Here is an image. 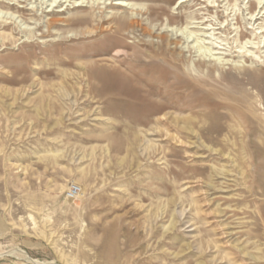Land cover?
<instances>
[{
  "label": "rangeland",
  "instance_id": "374dc122",
  "mask_svg": "<svg viewBox=\"0 0 264 264\" xmlns=\"http://www.w3.org/2000/svg\"><path fill=\"white\" fill-rule=\"evenodd\" d=\"M82 1L0 0V264H264L262 4Z\"/></svg>",
  "mask_w": 264,
  "mask_h": 264
},
{
  "label": "bare ground",
  "instance_id": "6f19581e",
  "mask_svg": "<svg viewBox=\"0 0 264 264\" xmlns=\"http://www.w3.org/2000/svg\"><path fill=\"white\" fill-rule=\"evenodd\" d=\"M82 0H80V2H79V0H73V2H71V0H43V2H39L40 3V6L39 7H41V5L42 4H46V2H49V3H47V5L45 6V8H47V7H51V8H53V7H59V8H57L55 11L54 10H52L51 8V12H56L57 14L59 13V12H62V11H64V10H66L67 8L65 7L64 9H63V4H66V3H69V4H71V7L72 8H82L83 7V1L81 2ZM37 2V1H36ZM180 3H182V2H184V0H180L179 1ZM88 3V2H87ZM99 4V3H98ZM260 4H262V6H261V9H262V13H264V0H259L258 1V5H260ZM118 6V7H121V8H124L125 10H126V7H129V4H127L124 0H117V2H115V6ZM67 6H68V4H67ZM211 6V4L210 5H206V7H210ZM214 5H212V7H213ZM91 7H93V4H92V6ZM91 7H90V9H91ZM33 8V7H32ZM28 9V8H27ZM41 9V8H40ZM129 9H131V10H135V8L133 7V6H130L129 7ZM128 9V10H129ZM31 10V9H30ZM34 10V9H33ZM43 10V9H42ZM45 10V9H44ZM68 10H70V9H68ZM36 12L38 11L37 9L35 10ZM42 12H50V10L49 9H46L45 11H42ZM150 12V10H146V11H142L141 9L139 10V9H136L135 10V14H140V13H142V14H147V13H149ZM259 13H260V11H259ZM42 14H44V13H42ZM55 14V13H54ZM122 15V14H121ZM42 16V15H41ZM85 17H87V19H88V21H89V23L91 22H93V21H95V19L93 18V16L91 15V14H88V15H85ZM0 18H3V19H13L12 17H5V16H0ZM41 18H43V16L41 17ZM74 16L73 17H58V18H49L48 19V21L46 22L47 23V26L48 27H52V26H55V25H66V26H72L71 24H73V20H74ZM120 18H122L123 19V21L126 23V25H127V27H131L132 28V30H131V32L135 35V36H137V34L138 33H136V32H139V34H141V35H143V36H152L153 35V31H152V29L151 28H149V27H147V26H145L143 23H142V20L139 18V17H136V15H134L132 12L130 13V15L129 16H127V17H124V16H120ZM253 18H255L254 17V14H252L251 16H250V20H252ZM31 19V18H30ZM37 19V18H36ZM44 19V18H43ZM170 19H173V18H170ZM169 19V20H170ZM4 20V21H5ZM41 20V19H40ZM108 20H110V22L111 21H114V23H115V25H114V28L115 29H117V28H119L120 26H119V23H118V21H116V17L114 16V17H111V18H109V19H101V20H99V21H97L95 24H91L90 26H87L86 27V33H88V34H93L95 31H97V30H99L100 32H102V31H104L105 30V28L103 27V24L106 22V21H108ZM30 21V20H29ZM35 21V20H34ZM200 22V21H199ZM30 23V22H29ZM31 23H33V21L31 22ZM111 24V23H110ZM37 26V25H36ZM113 26V25H112ZM111 26V27H112ZM3 27H7V24L6 23H4L3 24ZM55 27H57V26H55ZM177 27V26H176ZM195 27H197V26H195ZM203 27V26H202ZM202 27H199V28H201L202 30H204V33H205V35H206V33H208L207 31L208 30H210V29H212V27H206V26H204L203 28ZM27 28V27H26ZM29 28V27H28ZM36 28V27H35ZM192 28V27H191ZM120 29V28H119ZM159 29V28H158ZM170 31V30H169ZM203 32V31H202ZM69 33V32H68ZM78 33V32H77ZM77 33H75L74 35H70V36H67V37H70V38H72L73 36H76L77 35ZM257 33H262V31H257ZM203 35V34H202ZM132 36V35H131ZM182 36V35H181ZM170 37V36H169ZM260 37H262V36H260ZM260 37H258V38H260ZM161 38H163V36H161ZM167 39V38H166ZM197 40H199L198 38H196ZM71 40V39H70ZM170 40V39H169ZM169 40L167 39L166 41L167 42H169ZM197 40H196V42H197ZM202 41V40H201ZM217 41V40H216ZM138 42V41H137ZM171 43V42H170ZM176 44L178 43V41H176L175 42ZM206 43V42H205ZM202 44H204V42L202 43ZM210 44V43H209ZM222 44L221 43H219V46H221ZM124 46H126V45H119V46H115V51H116V53H120V52H123V51H126L125 50V48H124ZM218 45H217V47L215 46L214 48L216 49V50H224V49H222V47L220 48ZM245 47V46H244ZM253 48H254V46H252ZM205 49V50H207V51H209L210 52V55L211 56H213V55H216V54H221L222 52H213V51H211V49L210 48H208V47H204V45H201V48H200V50H202V49ZM242 49H243V46L241 47ZM166 49V48H165ZM111 51V50H110ZM109 51V52H110ZM198 51V50H197ZM249 50L248 49H246V50H244L243 51V56H250V54H249ZM107 53H108V51H107ZM134 54V56H135V54L136 53H133ZM95 55V54H94ZM106 56V55H105ZM108 58H110V57H108ZM211 58V57H210ZM66 59V58H65ZM77 59V58H76ZM79 59V58H78ZM76 60V64L75 63H73V60H67V61H65L63 64H65V65H72V66H74L76 69H80L81 71H77L76 73H67L66 72V69H65V71H59L60 73H61V75H62V77H63V79L68 75V76H70V75H77L76 77L78 78V74L79 75H81L82 77H84V76H87V78H86V83L88 84V86L87 87H89V78H88V75H86L87 73H86V69H85V65H86V63H83L82 61H80V60ZM104 59V58H103ZM103 59H98V60H103ZM212 59H215V61L216 60H220V58L219 57H212ZM64 61V60H63ZM62 70V69H61ZM80 82H79V80H76V86H77V91H78V89H79V92H81V86H80ZM62 85V84H61ZM67 88V89H66ZM68 90H70L68 87H64L63 88V91H62V93H65V92H68ZM88 93V92H87ZM92 97V96H91ZM93 98V97H92ZM19 250V249H18ZM26 253V252H25ZM29 257V256H28ZM27 259H29V258H27ZM33 261H35V262H37V260H33ZM51 262V261H50ZM56 263V262H55ZM48 264V263H47Z\"/></svg>",
  "mask_w": 264,
  "mask_h": 264
},
{
  "label": "built area",
  "instance_id": "2783aa9c",
  "mask_svg": "<svg viewBox=\"0 0 264 264\" xmlns=\"http://www.w3.org/2000/svg\"><path fill=\"white\" fill-rule=\"evenodd\" d=\"M77 189L76 186H71L69 195L74 196L77 193Z\"/></svg>",
  "mask_w": 264,
  "mask_h": 264
}]
</instances>
